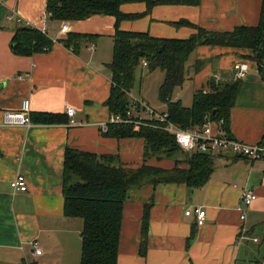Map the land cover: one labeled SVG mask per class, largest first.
<instances>
[{"label":"crops","instance_id":"0c3cea01","mask_svg":"<svg viewBox=\"0 0 264 264\" xmlns=\"http://www.w3.org/2000/svg\"><path fill=\"white\" fill-rule=\"evenodd\" d=\"M121 10L143 13L146 5L126 4ZM180 20L211 32L255 28L263 24L264 0L158 5L148 16L121 22L120 28L176 39L197 32L173 25ZM115 24V17L99 15L76 22L52 21L47 0H5L0 5V264H81L83 221L67 217L64 211L67 149L117 155L134 167L144 162L142 139L113 138L102 128L112 115L107 105L112 89L108 65L114 56ZM20 26L47 33L53 44L30 56L17 54L13 40ZM71 33L94 37L74 48L63 43ZM240 64L248 65L245 77L237 74ZM188 73L175 100L183 103L192 94L193 103L194 94L209 88L211 81L223 87L236 85L227 135L249 144L264 139V36L256 49L199 46ZM26 100L31 103L32 126H4V113L19 111ZM68 106L76 110L73 118L67 115ZM156 108L164 112L167 105L161 102ZM51 115H60L62 122L46 123ZM215 157V170L201 188L159 184L129 192L118 264H264V160L228 152ZM149 164L171 167L170 161L151 159ZM18 174L26 178L24 192L11 187ZM245 189L257 195L250 206L241 200ZM147 205V250L142 256ZM199 208L207 213L202 226L195 212ZM243 212L245 220H241ZM34 243L41 255L34 254Z\"/></svg>","mask_w":264,"mask_h":264},{"label":"trees","instance_id":"16d2710c","mask_svg":"<svg viewBox=\"0 0 264 264\" xmlns=\"http://www.w3.org/2000/svg\"><path fill=\"white\" fill-rule=\"evenodd\" d=\"M201 0H47V13L52 21L76 22L92 16L116 18L114 56L108 65L112 77L111 95L107 101L112 115L126 117L133 100L137 74L145 69L161 71L164 80L159 86V98L167 105L168 120L183 129L202 126L208 119L224 120L227 131L230 112L235 103L236 85L218 86L211 81L209 88L197 91L191 107L175 100V93L189 77L188 64L199 46L228 47L261 45L264 20L259 27H240L232 32H211L188 21L173 23L187 26L197 32L187 39L157 38L147 32L123 31L121 22L138 20L150 15L158 5L196 6ZM144 3L143 13L126 14L121 7L126 4ZM94 36L71 33L63 43L81 47ZM53 44L47 33L30 26H20L14 36V51L22 56L47 50ZM203 62H200L202 65ZM206 91V92H205ZM147 102V101H146ZM148 103V102H147ZM149 104V103H148ZM31 115V114H30ZM31 121L33 122L32 115ZM60 115L48 116L46 123H59ZM106 135L117 138H138L144 141V162L130 166L117 155H98L94 152L67 149L65 154L63 194L67 217L80 218L82 229L81 264H118L121 227L125 202L129 192L145 185L184 184L190 189L207 184L215 170V156L182 149L173 134L150 127L136 128L131 124H112ZM174 161L169 168L149 164ZM184 164V165H182ZM149 226V205L145 208L140 253L146 255Z\"/></svg>","mask_w":264,"mask_h":264},{"label":"built area","instance_id":"2783aa9c","mask_svg":"<svg viewBox=\"0 0 264 264\" xmlns=\"http://www.w3.org/2000/svg\"><path fill=\"white\" fill-rule=\"evenodd\" d=\"M5 0H0L2 5ZM147 66V62H143ZM248 71L247 64H240L238 67V76L245 77ZM206 92V91H205ZM31 103L26 100L22 103L19 111H7L3 116V125L9 127H31ZM67 115L71 118L75 116V108L68 106L66 109ZM73 122V120H72ZM112 124H131L137 129L140 127H150L153 129L164 130L173 134L179 146L187 152H203L212 156H217L223 153H231L234 156L247 158L252 161L264 160V139L256 144L245 143L241 140L231 138L224 130V120L213 121L208 119L202 126L183 129L177 127L174 123L168 120L167 113L157 112L142 99H133V103L127 112L126 117L120 115H111L107 123L103 124L104 132L109 130ZM11 187L14 191H26L27 182L22 174H18L11 182ZM257 199V195L250 189H245L242 194V203L250 206ZM197 215V223L199 226L205 224L206 211L202 209L195 210ZM191 215V211L186 212ZM245 213L241 215V220H245ZM257 241V240H256ZM34 254L41 255L42 250L38 249V244L34 243Z\"/></svg>","mask_w":264,"mask_h":264},{"label":"rangeland","instance_id":"374dc122","mask_svg":"<svg viewBox=\"0 0 264 264\" xmlns=\"http://www.w3.org/2000/svg\"><path fill=\"white\" fill-rule=\"evenodd\" d=\"M145 69L140 70L137 74V82L134 88V91L130 94V98L133 100L136 99H145V101L149 102L151 108L159 111L156 107L161 104V100L159 98V85L164 80V73L161 71H155L150 73L146 66L143 65ZM184 105L190 106L192 105V94H188L183 98ZM171 166L174 165V161H170ZM184 165V164H182Z\"/></svg>","mask_w":264,"mask_h":264}]
</instances>
